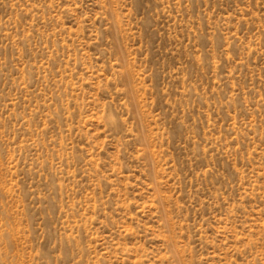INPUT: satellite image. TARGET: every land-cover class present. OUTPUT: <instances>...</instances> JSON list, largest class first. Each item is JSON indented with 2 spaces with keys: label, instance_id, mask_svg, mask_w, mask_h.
I'll use <instances>...</instances> for the list:
<instances>
[{
  "label": "rangeland",
  "instance_id": "374dc122",
  "mask_svg": "<svg viewBox=\"0 0 264 264\" xmlns=\"http://www.w3.org/2000/svg\"><path fill=\"white\" fill-rule=\"evenodd\" d=\"M0 264H264V0H0Z\"/></svg>",
  "mask_w": 264,
  "mask_h": 264
}]
</instances>
